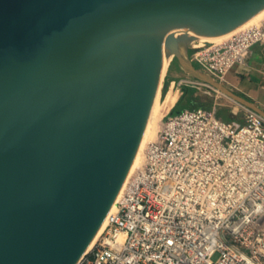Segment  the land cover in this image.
<instances>
[{
    "label": "water",
    "instance_id": "water-1",
    "mask_svg": "<svg viewBox=\"0 0 264 264\" xmlns=\"http://www.w3.org/2000/svg\"><path fill=\"white\" fill-rule=\"evenodd\" d=\"M263 11L264 0H0V264L79 262L179 66L252 108L189 58Z\"/></svg>",
    "mask_w": 264,
    "mask_h": 264
},
{
    "label": "built area",
    "instance_id": "built-area-1",
    "mask_svg": "<svg viewBox=\"0 0 264 264\" xmlns=\"http://www.w3.org/2000/svg\"><path fill=\"white\" fill-rule=\"evenodd\" d=\"M256 45L264 46V17L191 61L225 83ZM184 86L220 93L191 76L177 82ZM233 102L242 119L225 122L215 108L162 118L104 230L77 264H264V114Z\"/></svg>",
    "mask_w": 264,
    "mask_h": 264
},
{
    "label": "crops",
    "instance_id": "crops-1",
    "mask_svg": "<svg viewBox=\"0 0 264 264\" xmlns=\"http://www.w3.org/2000/svg\"><path fill=\"white\" fill-rule=\"evenodd\" d=\"M189 59L191 61V57ZM192 64L197 71L205 74L198 64L194 62ZM225 84L244 94L252 108L264 114V46H254L247 65L232 70L226 76ZM214 105L226 106L216 101Z\"/></svg>",
    "mask_w": 264,
    "mask_h": 264
},
{
    "label": "bare ground",
    "instance_id": "bare-ground-1",
    "mask_svg": "<svg viewBox=\"0 0 264 264\" xmlns=\"http://www.w3.org/2000/svg\"><path fill=\"white\" fill-rule=\"evenodd\" d=\"M264 17V11L261 12L257 17H255L253 20H251L250 22H248L247 24H245L244 26H242L241 28L235 30L234 32L246 27V26H249V25H254V24H257L262 18ZM234 32L228 34L227 36L223 37L222 39L216 41L214 44H220L222 43L223 41L227 40ZM176 89V88H175ZM179 98V94H178V91H175L174 88H173V84H171L168 92L166 93L165 97L160 100L159 102V105L157 107V110L155 112V115H154V118L151 122V125L149 127V130L145 136V139L143 141V144L141 146V149L139 151V154L136 158V161L127 177V179L129 178V176L131 175V173L138 167L141 165L142 161H143V157H144V152H145V149H146V146L148 143H150L151 141H153L156 137V134L158 133L159 131V128H160V123H161V120L162 118L169 112L171 111V109L174 107L176 101L178 100ZM127 179L125 180L111 210L109 211V214L113 213L115 211V204H116V201L118 200V198L120 197L123 189H124V186L127 182ZM108 214V215H109ZM107 224V218L104 220L102 226L100 227L98 233L96 234V236L94 237L93 241L91 242L90 246L88 247V249L86 250L89 251L95 241L97 240V238L99 237V235L102 233V231L104 230L105 226ZM85 252V253H86ZM82 258V257H81Z\"/></svg>",
    "mask_w": 264,
    "mask_h": 264
},
{
    "label": "trees",
    "instance_id": "trees-1",
    "mask_svg": "<svg viewBox=\"0 0 264 264\" xmlns=\"http://www.w3.org/2000/svg\"><path fill=\"white\" fill-rule=\"evenodd\" d=\"M175 62L177 60L175 59ZM173 81L171 78L167 77L164 89H163V95L167 93L168 87L170 82ZM241 97L246 96L244 94H239ZM214 108V101L213 99H208L207 101H204L203 98L197 94V91L190 87H181V97L175 104V106L171 110V114H177L179 112H183L184 110H197V109H203L206 111H211ZM216 117L222 119L225 122H231L237 119V116L232 113L231 108L229 107H223V106H216L215 107Z\"/></svg>",
    "mask_w": 264,
    "mask_h": 264
},
{
    "label": "rangeland",
    "instance_id": "rangeland-1",
    "mask_svg": "<svg viewBox=\"0 0 264 264\" xmlns=\"http://www.w3.org/2000/svg\"><path fill=\"white\" fill-rule=\"evenodd\" d=\"M188 76H190L186 71H184L182 68H178L177 69V71H176V73L174 74V76H173V78H172V80L173 81H176V84H174L173 85V88H174V90L175 91H178V94H179V98L181 97V90H179L178 89V87H177V82L181 79H185L186 77H188ZM173 81H171L170 82V84H169V87H168V90H169V88H170V86H171V84H172V82ZM223 85H224V87H226L229 91H231V92H233L234 94H236V95H238V96H240L239 94H242L241 92H239L238 90H236V89H234L233 87H231V86H229L228 84H225V83H222ZM176 88V89H175ZM168 90H167V92H168ZM197 94L198 95H200L202 98H203V100L204 101H207V98L208 99H213V101L215 102H217L218 104H224V105H226V106H223V107H229V108H234V107H236L235 106V103L229 98V97H227L226 95H224L223 93H212V95H209V94H207V93H205V92H197ZM166 95V94H165ZM165 95H163V97L161 98V100L165 97ZM241 97V96H240ZM179 98H178V100H179ZM241 98H243V99H245V100H247V98H245V97H241ZM177 100V101H178ZM177 101H176V103H177ZM175 103V104H176ZM175 106V105H174ZM215 106V105H214ZM218 106V105H217ZM216 107V106H215ZM214 107V108H215ZM239 114L237 115V117H238V119H242V117H243V113H241V112H238ZM157 135V134H156ZM156 138V137H155Z\"/></svg>",
    "mask_w": 264,
    "mask_h": 264
}]
</instances>
